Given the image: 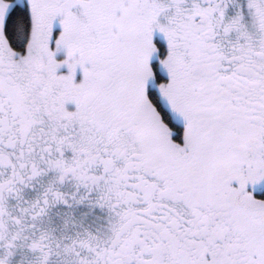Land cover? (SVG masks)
Instances as JSON below:
<instances>
[{
    "label": "snow or ice",
    "instance_id": "1",
    "mask_svg": "<svg viewBox=\"0 0 264 264\" xmlns=\"http://www.w3.org/2000/svg\"><path fill=\"white\" fill-rule=\"evenodd\" d=\"M0 264H264V0H0Z\"/></svg>",
    "mask_w": 264,
    "mask_h": 264
}]
</instances>
